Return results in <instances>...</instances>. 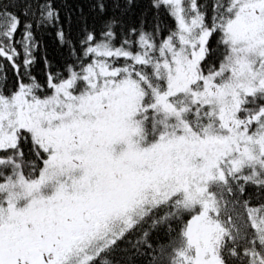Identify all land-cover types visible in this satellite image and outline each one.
I'll list each match as a JSON object with an SVG mask.
<instances>
[{
  "label": "snow or ice",
  "instance_id": "snow-or-ice-1",
  "mask_svg": "<svg viewBox=\"0 0 264 264\" xmlns=\"http://www.w3.org/2000/svg\"><path fill=\"white\" fill-rule=\"evenodd\" d=\"M0 264H264V0H0Z\"/></svg>",
  "mask_w": 264,
  "mask_h": 264
}]
</instances>
